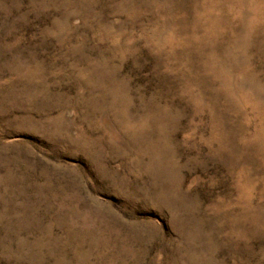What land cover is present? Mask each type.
I'll return each instance as SVG.
<instances>
[{"label": "rangeland", "instance_id": "rangeland-1", "mask_svg": "<svg viewBox=\"0 0 264 264\" xmlns=\"http://www.w3.org/2000/svg\"><path fill=\"white\" fill-rule=\"evenodd\" d=\"M0 264H264V0H0Z\"/></svg>", "mask_w": 264, "mask_h": 264}]
</instances>
